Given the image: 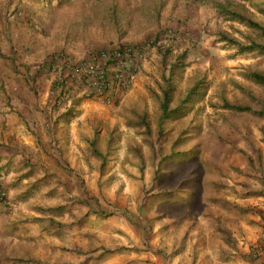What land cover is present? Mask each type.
<instances>
[{"label": "rangeland", "instance_id": "1", "mask_svg": "<svg viewBox=\"0 0 264 264\" xmlns=\"http://www.w3.org/2000/svg\"><path fill=\"white\" fill-rule=\"evenodd\" d=\"M69 1L71 9H74L69 16L75 18L74 24L81 23L82 14V20L89 28L72 44V49L75 50L73 54L77 57L81 55H78L80 46H84L87 52L112 41L141 42L169 27L173 40L168 51L161 53L155 47L148 51L140 70L142 85L135 91L131 90L134 82L125 92L114 94L109 101H105L87 93V88L80 87L87 102L82 108H87L86 113L89 115L78 117V125L90 134L93 125L100 120L101 148L103 151L109 148L103 173L100 172V157L91 152L88 142L83 147L77 144L61 150L62 153L67 152L66 155H78L79 159L72 163L64 160V178L68 179L66 174H76L80 183L86 186V192L81 194L63 190L62 187L58 189L62 181L54 173H45L42 180H38L39 188L31 190L32 183L29 181L27 194L16 197H21L22 203L27 206L25 211L21 207L23 213L38 219L32 222L34 224L36 221L37 226L30 225L27 236L16 245L2 238L0 264L1 258L8 257L7 252L12 250H8L10 247H14L13 252L20 257L4 260V264H85L84 262L93 260L94 258H87L83 250L72 249L66 243L69 235H77L78 242L84 240L91 234L87 226L98 225L97 218L106 217L98 212L94 216L89 214L91 212L85 210L88 202L97 203V206L101 203L122 206L120 213L124 215L126 223H129L125 228L118 227L115 234L118 247H115L113 254L108 255V264H137L140 260L137 253L152 251L154 248L167 256H176L181 251L182 227L174 223L176 216L157 213L153 197L156 189L154 171L160 155L170 151L173 142L179 134L184 133V129L192 134L191 142L197 144L201 157L209 164L213 173H230L228 176L233 177L241 175L242 179L238 180L245 183L246 191L255 194L252 200L249 199L250 206H264V111L258 116L249 111L239 112L234 108L223 107L226 100L250 102L255 106L256 101L252 97H260L264 102V85L244 75L246 69L264 70V48L240 51L237 45L220 37V32L225 31L243 43L264 44V33L259 27L232 17L221 11L220 7L224 5L242 12L264 25V0H205L193 4L182 0H125L122 3L120 0L110 3L108 0ZM61 14L60 11L58 16ZM34 23L43 28V20H36ZM181 49L187 51L186 64L182 76L175 78V93L185 94L198 79L201 80L198 84L203 87V94L187 115L160 121L158 99L153 95L152 89L161 91L165 85L163 76L168 74L169 64L173 60L172 53ZM63 77L65 78L64 75ZM67 81L61 87L65 92L73 87ZM71 82L75 81L71 79ZM135 105L148 112L147 132L143 124L127 121L134 116L132 107ZM74 107L80 109L78 106ZM108 134L111 138L109 145L106 140ZM137 147L144 159L143 171L136 164ZM189 151L179 155L183 159H178L180 173L184 175L188 173V163L194 161L191 158L193 150ZM246 153L255 161L260 156L261 165L257 169H249ZM171 156L167 162H170ZM249 178L253 181H249ZM251 182L253 185L249 188ZM58 190L62 193L58 194ZM259 194L261 195L257 196ZM72 204L77 207L67 206ZM127 206H140L143 210L136 213ZM113 218L107 221L109 226H113ZM118 220L121 223L119 218ZM112 230H108V238L112 236ZM223 246V250L230 251L227 248L231 246L229 243H223ZM211 248L208 249L212 250ZM233 248L236 247L233 245ZM104 260L105 258L95 261Z\"/></svg>", "mask_w": 264, "mask_h": 264}, {"label": "crops", "instance_id": "2", "mask_svg": "<svg viewBox=\"0 0 264 264\" xmlns=\"http://www.w3.org/2000/svg\"><path fill=\"white\" fill-rule=\"evenodd\" d=\"M120 1L122 3L125 0ZM182 1L193 4L205 0ZM32 2L0 0V189L5 191V197L0 198V241L5 238L15 245L27 236L30 225L37 226L36 221L32 224L37 218L24 214L27 206L22 203L21 197H16L27 194L29 181L32 183L31 190L39 188L38 180H42L45 173H54L62 181L58 189L62 187L63 190L82 194L81 184L86 188L74 173L66 174L68 179L64 178V160L72 163L79 158L77 154L62 153L67 147L87 145L85 135L88 134L78 125L77 120L87 114V108H82L87 102L80 91L84 87L78 82L72 83L68 75L64 78V74L58 76L49 71L50 55L56 51L75 55L72 44L76 39H72L69 33L66 34V28L55 19L51 20L47 10H32ZM36 20L44 21L43 28L34 23ZM85 51L84 46H80L78 55H84ZM141 79L140 72L131 88L132 91L141 87ZM66 80L73 86L67 92L61 89ZM74 106L80 109L77 110ZM220 173L212 174L217 183L212 187L206 206H199L194 212L189 211L174 220V223L182 227L181 251L174 257L157 252L155 248L152 251H140L137 253L140 259L137 264H254L246 253L259 237L264 206H250L249 199L252 200L255 194L246 191L245 183L238 180L242 179L241 175L233 177L228 176L230 173ZM251 179L249 178V181ZM237 185L238 187H235ZM251 185L253 182L249 188ZM57 193L61 194L62 191L58 190ZM227 200L235 202L238 206H233ZM22 206L24 211L21 210ZM67 206L77 207L75 204ZM127 207L136 213L143 210L140 206ZM121 208L122 206L102 203L97 206L92 202L85 206V210H89L92 216L98 213L106 215L97 218L98 225L87 226L88 222L84 223L91 232L84 240L78 242L77 235H69L66 242L71 245L69 247L81 249L87 258H94L88 260V263L84 262L85 264H108V255L113 254V250L118 247L115 236L117 229L125 228L128 223L120 213ZM59 216L60 213L57 217ZM109 218H113V226L107 224ZM207 226L210 228L207 229ZM222 228L227 229L230 235ZM155 229L156 227L153 228ZM108 230H112V236L109 238ZM223 243L231 245L227 247L230 251L223 250ZM233 245L235 249H232ZM13 248L8 249H12L7 252L9 258H1V264H4V260L20 257L13 252ZM104 258V262L95 261Z\"/></svg>", "mask_w": 264, "mask_h": 264}, {"label": "trees", "instance_id": "3", "mask_svg": "<svg viewBox=\"0 0 264 264\" xmlns=\"http://www.w3.org/2000/svg\"><path fill=\"white\" fill-rule=\"evenodd\" d=\"M31 8L32 10H47L50 13L51 20L59 22V24L66 28V34L69 33L72 39L81 38L84 35L85 30H88L87 23L82 20L83 16L80 15L81 23L79 25L74 24L75 18H72L70 13L74 11L71 9V2L69 0H32ZM97 2H103L105 0H95ZM110 2H117L118 0H108ZM74 8V6H72ZM221 11L229 13L234 18L246 20L247 22L255 25L261 29L264 33V25L259 21L254 20L250 16L231 10L230 8L220 5ZM71 9V10H70ZM62 12L61 16H58L59 12ZM78 12V10H76ZM115 20V19H114ZM168 27V26H167ZM171 33V40L169 43H158L155 44V49L161 53L170 50V44L173 40V33L171 27L160 31L155 36L149 38L152 39L155 43L158 39V36L167 32ZM220 37L227 40L229 43L237 45V49L240 51L246 49H263L264 44H257L255 42L243 43L235 36H231L225 31L220 32ZM148 40V39H147ZM144 40V41H147ZM141 41V42H144ZM115 42V41H112ZM112 42L108 43L111 44ZM128 42V41H127ZM53 54V53H52ZM51 54V55H52ZM50 55V56H51ZM173 60L169 64L168 74L164 75L165 85L161 88V91L158 92L152 89L153 95L158 99V118L160 121H165L170 118H177L183 115H187L193 108L194 103L198 101L203 94V87H200L201 80L197 83L193 82L189 87V90L185 94H176L175 93V78L181 77L183 73V67L185 66V57L187 55L186 50H178L175 53H172ZM50 59V58H49ZM245 77L248 79L264 85V70L262 69H246L244 71ZM76 82V81H75ZM196 83V84H194ZM238 83V82H237ZM240 87L244 89V86L238 83ZM120 93V92H117ZM254 95V94H253ZM255 96V95H254ZM256 101V105L248 103H238L224 101L223 107L234 108L237 111H249L255 115H262L264 111V102L260 97H252ZM134 116H131L127 119L128 123H137L143 124L144 129L147 132L149 130V119L147 117L148 112L144 109L140 110L139 106L135 105L132 107ZM97 121V120H96ZM100 120L96 122L92 129L91 133L85 135V140L90 145L91 152L100 157V172L103 173V167L107 159L109 148L106 151H103L101 148L100 140ZM183 134H179L176 140L172 144L170 151L165 152L160 155L155 166L154 181L156 183L155 193L153 195L156 202V211L158 214H171L176 217H181L182 215L194 212L195 209L199 206H206L210 199L212 192V187L217 183V179L212 175L213 172L211 167L199 153V149L196 143H192V134L185 129ZM109 134L106 136L107 144H110ZM110 147V146H108ZM137 157L138 160L136 164L139 165V168L143 171L144 169V159L140 152V149L137 147ZM192 151V160L188 163L187 175L180 173V166L178 159H183V156L180 154H185L186 152ZM172 155V156H171ZM249 169L255 170L261 165V158L258 157V161H255L253 157L246 153ZM170 162H167V159L170 158ZM173 161H177L174 163ZM83 193L86 192V188L82 186ZM228 203H231L233 206H238L235 202L227 200ZM98 205L97 203H94ZM99 211V210H95ZM104 213V211H99ZM223 231L230 235L229 231L225 228H222ZM249 257V255H248ZM250 259V258H249Z\"/></svg>", "mask_w": 264, "mask_h": 264}, {"label": "built area", "instance_id": "4", "mask_svg": "<svg viewBox=\"0 0 264 264\" xmlns=\"http://www.w3.org/2000/svg\"><path fill=\"white\" fill-rule=\"evenodd\" d=\"M161 34L155 43L152 39L144 42L115 41L88 50L78 57L65 51H58L50 56L49 71L58 76L63 74L65 77L69 76L87 88V93L109 101L112 95L117 92L123 93L134 84L142 62L155 44L169 43L171 33L167 31ZM4 197L5 191L0 189V198ZM260 225L257 241L247 250L254 264H264V211Z\"/></svg>", "mask_w": 264, "mask_h": 264}, {"label": "clouds", "instance_id": "5", "mask_svg": "<svg viewBox=\"0 0 264 264\" xmlns=\"http://www.w3.org/2000/svg\"><path fill=\"white\" fill-rule=\"evenodd\" d=\"M56 52H58V51H56ZM55 53V52H54Z\"/></svg>", "mask_w": 264, "mask_h": 264}]
</instances>
